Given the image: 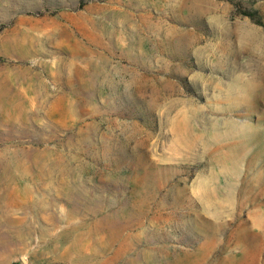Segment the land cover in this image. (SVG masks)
Returning a JSON list of instances; mask_svg holds the SVG:
<instances>
[{
    "label": "rangeland",
    "instance_id": "1",
    "mask_svg": "<svg viewBox=\"0 0 264 264\" xmlns=\"http://www.w3.org/2000/svg\"><path fill=\"white\" fill-rule=\"evenodd\" d=\"M0 264H264V0H0Z\"/></svg>",
    "mask_w": 264,
    "mask_h": 264
},
{
    "label": "trees",
    "instance_id": "2",
    "mask_svg": "<svg viewBox=\"0 0 264 264\" xmlns=\"http://www.w3.org/2000/svg\"><path fill=\"white\" fill-rule=\"evenodd\" d=\"M244 16L248 17L253 23L262 26V22L257 18V14L254 12H243Z\"/></svg>",
    "mask_w": 264,
    "mask_h": 264
}]
</instances>
